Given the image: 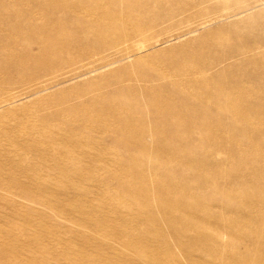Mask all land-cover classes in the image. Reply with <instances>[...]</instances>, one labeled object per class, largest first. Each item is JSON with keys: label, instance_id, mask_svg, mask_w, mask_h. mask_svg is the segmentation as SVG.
Masks as SVG:
<instances>
[{"label": "rangeland", "instance_id": "1", "mask_svg": "<svg viewBox=\"0 0 264 264\" xmlns=\"http://www.w3.org/2000/svg\"><path fill=\"white\" fill-rule=\"evenodd\" d=\"M0 264H264V0H0Z\"/></svg>", "mask_w": 264, "mask_h": 264}]
</instances>
